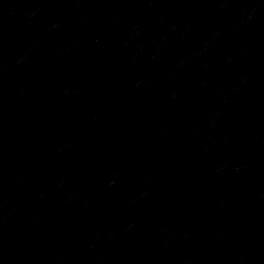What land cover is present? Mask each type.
Instances as JSON below:
<instances>
[{"label":"water","instance_id":"1","mask_svg":"<svg viewBox=\"0 0 264 264\" xmlns=\"http://www.w3.org/2000/svg\"><path fill=\"white\" fill-rule=\"evenodd\" d=\"M0 264H264V0H0Z\"/></svg>","mask_w":264,"mask_h":264}]
</instances>
